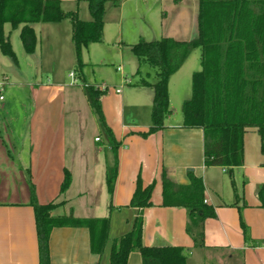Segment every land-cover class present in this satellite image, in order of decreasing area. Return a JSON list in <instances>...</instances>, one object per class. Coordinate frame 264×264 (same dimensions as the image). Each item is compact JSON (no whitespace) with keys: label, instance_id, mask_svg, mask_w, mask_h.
<instances>
[{"label":"crops","instance_id":"1","mask_svg":"<svg viewBox=\"0 0 264 264\" xmlns=\"http://www.w3.org/2000/svg\"><path fill=\"white\" fill-rule=\"evenodd\" d=\"M61 7L65 12L78 11L82 20L92 19L88 0H61ZM199 13L200 0H108L102 40L82 48L79 72L70 18L31 23L38 38L33 53L38 54L40 69L27 82L9 83V56L0 48V69L5 68L0 72V83L8 82L4 92L14 88L13 102L8 103L4 92L0 93L4 96L0 100V264H40L32 189L41 205H57L54 217L110 219V241L102 256L92 251L89 229L54 228L49 240L52 264H111L114 240L130 231L137 213L130 203L139 177L144 187L155 183L152 206L142 212L144 246L179 248L186 264H264V209L259 200L264 186V155L258 129H246L244 164L228 174L224 168L205 165L204 131L184 127L183 104L192 97L194 72L202 69L200 47L192 50L169 79L172 114L164 128L148 137L140 135L152 126L155 95L154 89L142 82L152 84L155 76L146 66L137 74L140 62L132 47L142 39L198 38ZM23 25L13 27L7 22L4 26L13 49V30L18 41ZM68 59L73 66L70 76L59 70ZM15 62L21 65L18 57ZM105 67L114 68L118 78L109 79L102 73ZM71 72L84 83L81 87L71 84ZM87 85L108 87L101 98L102 110L120 143L112 198L107 171L115 165V154L92 108ZM21 100L24 109L19 117L13 107ZM66 171L72 181L62 193ZM164 171L177 187L191 185L190 173L202 180L205 203L217 215L204 224L203 246H196L187 232V210L164 206ZM242 221L249 228V240ZM128 264H143L141 254L131 253Z\"/></svg>","mask_w":264,"mask_h":264},{"label":"trees","instance_id":"2","mask_svg":"<svg viewBox=\"0 0 264 264\" xmlns=\"http://www.w3.org/2000/svg\"><path fill=\"white\" fill-rule=\"evenodd\" d=\"M180 1V0H176ZM108 0H88L92 19H80L78 11L65 12L61 0H0V48L3 54L17 60L4 26L24 23L20 38L28 53L36 50L38 38L34 22L59 21L69 17L72 23V40L77 55V70L82 69V48L102 40L104 15ZM254 6L258 9H254ZM199 37L191 41L161 38L140 40L132 50L141 67L154 71L155 81L142 84L154 89L152 126L142 137H148L164 128L172 114L168 82L184 64L196 47L202 49V69L192 76V97L183 104L184 127L202 129L205 133L204 163L221 167L232 174L244 164V135L247 128H257L264 155V0H200ZM150 75V74H149ZM85 90L100 122L103 133L115 154V165L108 168V192L113 197L119 171L117 142L105 122L101 98L107 91L86 86ZM191 174V185L177 187L164 171V206H181L188 212L187 232L196 246L204 244V224L216 218V211L205 203L204 185ZM66 171L61 192L71 185ZM155 183L144 187L141 177L130 207L137 210L130 231L114 240L111 264H128L129 256L139 252L143 264H186L179 248H149L143 244V210L152 206ZM260 207L264 209V186L259 192ZM31 206L35 212L40 264H52L49 240L54 228L85 227L91 234L92 251L102 256L110 241V219L85 220L74 217H54L56 204L41 205L31 190ZM113 210V205H111ZM242 229L246 240L250 231L244 221Z\"/></svg>","mask_w":264,"mask_h":264},{"label":"rangeland","instance_id":"3","mask_svg":"<svg viewBox=\"0 0 264 264\" xmlns=\"http://www.w3.org/2000/svg\"><path fill=\"white\" fill-rule=\"evenodd\" d=\"M38 30L40 29V26L36 27ZM17 34V31L16 30H13V34H12V38H13V41H14V51L18 57V60H19V64H21L20 66L17 65V63L11 59L10 57H6V60H8V65H7V73H8V79H9V83L10 82H18V81H24V82H27L30 79L33 78L34 76V73H38L39 69H40V62H39V57H38V54H32V53H28L24 50L23 48V45H22V42L20 40L19 37L18 38V41H15V35ZM71 62V64H70ZM62 66L60 67L59 70L62 71V74H68L70 73V70L71 68L73 67L72 66V61H70V59H68L66 62H62L61 63ZM4 69H0V72H4ZM80 71V69L78 70V72ZM90 71V70H89ZM2 72V73H3ZM69 72V73H68ZM100 73V71L98 69H96V73ZM102 73H104L105 75L108 76V78L110 79V76L111 78H113V76L117 75V78H118V72L112 68V67H109V68H106L102 70ZM127 73V72H126ZM91 75H93L92 71H91ZM98 78V76H96V79ZM78 80V79H77ZM1 81H4V79H2ZM79 81V80H78ZM7 82V81H6ZM69 83H70V78H69ZM81 84H84L83 82L79 81L77 82L74 87H81L80 85ZM7 86H8V82H7ZM6 86V87H7ZM14 88L11 87V88H8L4 94L6 95L7 97V102L10 103V102H13L12 100H10V98H12L14 96ZM9 99V101H8ZM14 110H18L17 111V115L20 117V113L23 112V109H24V102L23 100H21L17 107L14 105L13 107ZM263 120H264V114H263ZM96 134L94 133L93 136H95ZM99 145V144H98ZM21 183L17 182V185H20ZM14 188L16 186V183H13L12 185ZM4 189V188H3ZM19 189V187H18Z\"/></svg>","mask_w":264,"mask_h":264},{"label":"built area","instance_id":"4","mask_svg":"<svg viewBox=\"0 0 264 264\" xmlns=\"http://www.w3.org/2000/svg\"><path fill=\"white\" fill-rule=\"evenodd\" d=\"M71 76H72V78H73V81H72L71 84H72V85H75V84L78 82V80L75 79V74H74V72H71ZM6 86H7V83H6V82H1V83H0V93H3V92H4ZM87 86H88V85H87ZM85 87H86V86H85ZM93 87H95L97 90H100V91H103V92L108 90V87H107L106 85H96V86H93ZM118 92H119V91H118ZM0 100H4V96H3V95L0 96ZM96 141L99 142L100 139L97 138Z\"/></svg>","mask_w":264,"mask_h":264}]
</instances>
